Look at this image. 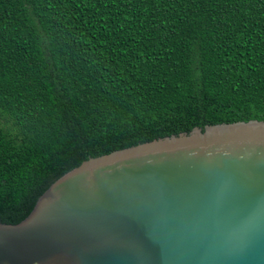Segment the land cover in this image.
<instances>
[{"label":"trees","instance_id":"16d2710c","mask_svg":"<svg viewBox=\"0 0 264 264\" xmlns=\"http://www.w3.org/2000/svg\"><path fill=\"white\" fill-rule=\"evenodd\" d=\"M264 120V0H0V221L84 161Z\"/></svg>","mask_w":264,"mask_h":264},{"label":"water","instance_id":"95a60500","mask_svg":"<svg viewBox=\"0 0 264 264\" xmlns=\"http://www.w3.org/2000/svg\"><path fill=\"white\" fill-rule=\"evenodd\" d=\"M0 264H264V120L84 161L0 221Z\"/></svg>","mask_w":264,"mask_h":264}]
</instances>
